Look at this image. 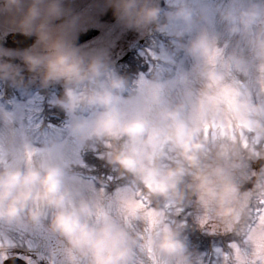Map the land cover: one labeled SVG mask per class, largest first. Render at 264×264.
<instances>
[{
  "label": "clouds",
  "instance_id": "1",
  "mask_svg": "<svg viewBox=\"0 0 264 264\" xmlns=\"http://www.w3.org/2000/svg\"><path fill=\"white\" fill-rule=\"evenodd\" d=\"M108 2L127 27L142 30L155 24L177 37L192 34L183 44L194 61L192 75L200 82L191 103L169 102L158 74L142 81L135 95L125 96L127 78L103 54L86 53L75 44V16L54 27L56 19L67 15L63 0H0V12L17 14L18 28L35 34V46L22 59L44 86L63 84L55 102L70 115L72 134L82 142L110 145L108 160L132 181L119 190L120 204L143 196L155 209L154 218L146 210L130 219L122 211L110 213L70 183L66 167L55 159L23 163L17 157L0 167V222L38 226L47 220L63 242L65 264H139L138 253L154 264H195L184 222H169L159 202L195 203L202 224L241 237V250L229 255L228 264H246V249L254 248L261 232L253 205L257 194L264 198V168L249 172L243 162L250 156L264 158V147H246L240 132L264 137V103L253 102L249 91L229 77L234 69L253 63L264 82V0H224L217 8L227 32L248 48L247 55L228 57L208 31L197 30L209 17L193 0H169L172 7L163 14L158 0ZM8 55L0 48V80L20 86L22 69L5 60ZM216 119L230 121L236 138L205 136V124ZM121 138L124 142L118 143ZM253 178L254 188L243 189V182ZM136 218L146 222L145 231L133 227Z\"/></svg>",
  "mask_w": 264,
  "mask_h": 264
},
{
  "label": "rangeland",
  "instance_id": "2",
  "mask_svg": "<svg viewBox=\"0 0 264 264\" xmlns=\"http://www.w3.org/2000/svg\"><path fill=\"white\" fill-rule=\"evenodd\" d=\"M161 2H164V7H161ZM223 2L224 0H193L194 7L198 11L206 9L209 17L207 21L197 27V30L208 31L215 39L217 46L224 50L226 57L234 54L247 55L246 44L228 33L219 18L217 8L222 6ZM158 3L162 14L169 10L167 6L172 7L169 0H158ZM63 7L67 11L65 19L60 21L56 19L53 25L55 27L69 19V13H77L75 15L77 26L73 32L74 40L77 38L78 27L86 29L97 26L105 29V26L101 24V18L112 21L114 24L112 37L104 38L105 40L102 42L99 37L92 42V45L81 49L82 51L89 54L101 53L108 62L110 60L116 62L125 58L128 51L140 48L136 51L135 56L141 59V68L137 70L135 77L129 78L132 85L128 84L129 86L124 92L125 96L135 95L139 91L142 81L152 79L158 74L160 83L165 86L163 94L169 102L178 103L183 100L186 103H191L195 99L200 82L191 72L193 58L183 48V44L190 38L191 33L185 34L184 37H177L170 28L157 27L155 24L142 30L127 27L119 20L108 0H63ZM10 14L16 15L6 12V18ZM141 39H144L145 47H140ZM165 45H169L166 47L167 49ZM128 58L125 62L133 63L132 58ZM113 70L117 72L116 69ZM118 72L121 74L120 71ZM30 78V82H34L35 77L31 76ZM229 78L233 79L242 89H247L253 102L264 103V82L260 80L253 63H249L241 69H234ZM189 90L192 93L191 96L186 95ZM2 93L3 91L0 92V96ZM9 101L11 105H5L0 97V167L14 163L17 157H23V163H27L29 160L35 162L44 157L55 159L66 167L69 182L80 187L84 195L98 199L110 213H120L118 192L131 186L132 181L121 173L118 165L108 160L107 153L110 151V145L99 140L80 141L70 130L71 117L66 111L63 114L61 125H38L46 117L45 115H37L39 121H35L36 125H31L30 122L34 120H32L30 112H27L26 108L24 109L25 103H18L16 99H9ZM244 137L247 138L249 146L254 150L264 147V137H258L251 133L244 134ZM123 142L124 138L118 141V143ZM29 153H31V157H29ZM258 158L260 157H248L243 162V166L249 172L261 170L264 168V164L260 167L257 166ZM254 179L243 182V189H253ZM259 200L260 196L257 194L253 208L260 207ZM159 203L160 207L166 210L167 215L184 213L185 226L192 227L193 230H198L205 236H224L228 232H233L215 228L212 223L202 224L203 214L195 203L179 204L170 200H161ZM47 224V220L38 226L27 223L0 222V264L8 256L15 254L26 259L29 264H65L60 251L63 242L57 234L50 231ZM256 224H258V219ZM133 227L143 232L146 230L147 224L140 218H136ZM233 234L237 235L235 232ZM238 238L239 240L235 243L239 244L241 237L238 236ZM229 247L228 250L231 253L227 250L226 254L223 252L225 250L212 241L208 254L201 251L191 253L195 264H228L229 255L232 254V250L235 251L231 242ZM220 248L223 251L220 252ZM246 251L251 255V248ZM137 259L139 264H154L151 258L143 253H138Z\"/></svg>",
  "mask_w": 264,
  "mask_h": 264
},
{
  "label": "flooded vegetation",
  "instance_id": "3",
  "mask_svg": "<svg viewBox=\"0 0 264 264\" xmlns=\"http://www.w3.org/2000/svg\"><path fill=\"white\" fill-rule=\"evenodd\" d=\"M6 12L7 11L0 12V48L5 49L11 53V55L4 57L5 60L11 61L12 63L21 67L22 75L24 77V83L20 86H17L16 84L11 83L10 81L0 80V92L3 91L2 94H4L7 98L9 106L11 105L9 99H16L18 100V103H25L24 109L26 108L27 112H30L32 120H34L33 122H30L31 125H36L39 121V119H37V115L46 116L40 121L38 125H61L63 123L61 122V120L63 118L65 110L61 106H59L55 101L58 97L63 94V84L57 82L48 86H44L40 78L28 70L27 66L25 65L22 59V54L25 50L31 49L35 46L36 36L35 34L28 35L21 31L16 23L17 14L15 16L10 14V16L6 18ZM76 14L77 13H69V18L75 16ZM64 19L65 16H62L61 18L57 19V21ZM100 21L101 24L105 26V29L98 28L97 26H91L86 29H83L81 27L77 28V38H75V44L80 49H84L86 46L92 45V42L99 37H101L100 42L104 41V38L112 37L114 28L113 22L104 20L103 18H101ZM33 38L34 42L32 44H29V39ZM143 41L144 39H141L140 47L146 46ZM137 50H140V48H135V51L134 49L128 51V53H126L125 55V58H121L116 62H114V60H110L108 62L110 67L114 69L115 67L123 65L127 66L129 70L133 69L136 64L134 63L133 65L129 61L125 62V60L128 57H131L132 61L134 62L137 59L135 56ZM111 53H113V51H111ZM31 76L35 77L34 82H30ZM35 121H37L36 124ZM220 237L224 238L223 241L226 242V245L229 242H231L233 245L239 240L235 236L233 239H228V236ZM227 250L222 251L226 253ZM229 251L230 250H228V252ZM208 252L210 251H204V253ZM233 252L235 251L232 250V253ZM14 256L17 255L15 254Z\"/></svg>",
  "mask_w": 264,
  "mask_h": 264
},
{
  "label": "snow or ice",
  "instance_id": "4",
  "mask_svg": "<svg viewBox=\"0 0 264 264\" xmlns=\"http://www.w3.org/2000/svg\"><path fill=\"white\" fill-rule=\"evenodd\" d=\"M204 134L205 136H208L210 134L212 136H215L219 134L235 139L237 135V128L233 126L230 121L225 122L223 119H216L213 120L211 123L205 124ZM240 136L242 138L243 144L248 147L249 142L247 138L244 137L242 131L240 132ZM29 157H31V153H29ZM258 203L260 207L253 208L254 223L256 224V220L258 219V224L256 225L259 226L261 232L255 238V246L252 249L250 259L246 261V264H264V198H260ZM120 210L124 212L126 218L129 219L137 217L141 210H146V216L149 219H153L155 215V209L149 207V202L143 196L135 202L123 200L120 204ZM232 247L237 252V254H239L241 250L239 244L234 243Z\"/></svg>",
  "mask_w": 264,
  "mask_h": 264
},
{
  "label": "water",
  "instance_id": "5",
  "mask_svg": "<svg viewBox=\"0 0 264 264\" xmlns=\"http://www.w3.org/2000/svg\"><path fill=\"white\" fill-rule=\"evenodd\" d=\"M34 42L33 39H29V44H32ZM258 166H261L264 163V158L258 160ZM3 264H28L27 261L24 259L17 257V256H12L4 260Z\"/></svg>",
  "mask_w": 264,
  "mask_h": 264
}]
</instances>
